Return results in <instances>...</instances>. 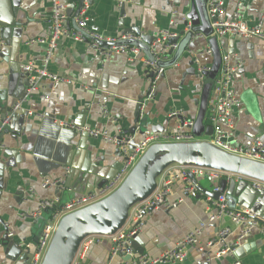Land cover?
I'll return each mask as SVG.
<instances>
[{
    "label": "crops",
    "instance_id": "0c3cea01",
    "mask_svg": "<svg viewBox=\"0 0 264 264\" xmlns=\"http://www.w3.org/2000/svg\"><path fill=\"white\" fill-rule=\"evenodd\" d=\"M61 2L68 16L67 28L73 32V15L80 0ZM239 2L247 23L255 25L264 8V0H225L224 19H229ZM200 3L209 25L207 0H200ZM89 6L87 30L101 38L118 39L121 34H130L133 30L155 38L168 25L170 4L166 0H91ZM176 6L179 12L187 15L193 31L203 33V22L195 1L178 0ZM121 9H124L123 16ZM14 12L12 15L6 7H0V24H18L6 35H0V123L14 104L24 98L26 75L20 67L31 59L42 60L44 55L43 47L26 43L46 37L50 32L49 0H19V7ZM177 42L178 50L168 53V64L153 86H150L148 71L140 60L128 63L123 55H116L104 63L102 55L86 43H75L68 38L58 42L47 70L66 78L69 83L53 85L44 80V97L25 98L22 110L15 112L0 135V264H28L30 250L25 245L32 248L43 228L41 220L32 217L40 202L58 200L64 205L75 197L96 191L103 176L115 174L122 162L115 153V144L65 129L63 125L105 129L110 135H124L135 126L140 106L150 89L152 98L144 101L145 106L141 109L147 123V135L152 133L151 127L162 134L175 131L182 121L196 119L198 106L195 100L199 99L202 90L189 52L204 51L208 41L181 33ZM217 43L222 57L234 54L241 61V68L232 82L240 104L232 111L231 138L250 147L255 137L264 141V42L255 38L226 37ZM141 57L146 55L142 52ZM201 62L211 66L212 58L202 56ZM84 86H90L94 91L83 90ZM211 98L212 95L204 126H209ZM101 106L106 108V113L102 112ZM28 111L44 113L47 117L28 116ZM161 128H164L163 132L159 131ZM138 131L133 136L137 143L143 138ZM167 169L180 170V167L170 165ZM161 175L156 178V187ZM44 181H62L64 184L44 188ZM207 181L214 187V180L207 178ZM234 181L236 191L240 185H251L246 180L234 178ZM197 182L209 191L199 179ZM182 188L179 181L171 186L168 201L182 199L176 208H160L144 219L139 237L143 255L150 259L172 249L200 222L207 220L206 196L199 193L197 198V192L195 196L186 195ZM238 202L235 209H245ZM225 225H229L225 219L209 224L199 239L203 252L190 248L181 264H232L234 260H240L242 264H264V236L258 229L252 231L234 255L216 258L221 244L214 240L217 231ZM259 226L264 227L263 221L260 220ZM6 230L11 234L7 240ZM240 232L241 228L235 227L227 242L235 241ZM110 249L109 238H103L90 247L80 264H123L124 258L111 257Z\"/></svg>",
    "mask_w": 264,
    "mask_h": 264
},
{
    "label": "built area",
    "instance_id": "2783aa9c",
    "mask_svg": "<svg viewBox=\"0 0 264 264\" xmlns=\"http://www.w3.org/2000/svg\"><path fill=\"white\" fill-rule=\"evenodd\" d=\"M170 4L169 19L167 28L161 30L155 37L154 41L149 47L150 59L141 57L142 51L133 45H117L121 40L127 38H135L140 41L138 37H119L118 39L101 38L87 30V23L90 20L89 15V2L87 0H80V11L73 21L75 31H70L67 28L68 16L65 13V6L61 0H49L50 12L48 22L50 24V32L46 37L35 38L28 40V46L39 45L44 48V55L42 60L31 59L22 64L20 70L26 75L27 87L25 89L24 98L16 102L12 111L19 112L22 110L25 98H31L35 95L40 98L44 97L43 81L48 80L53 85L68 84L66 78L52 74L47 70L50 63L52 54L56 49L58 42L62 38H68L75 43H86L90 48L97 50L103 58L104 63L116 55H123L128 63H134L140 60L149 74L150 86L156 84L164 72V64L168 61V53L178 50L179 44L170 43L171 39H178L181 33H189L193 37L209 40L215 38L219 41L222 38L232 37L238 39L255 38L264 42V8L259 16L258 22L250 26L245 18L242 3L236 5L235 10L230 15L229 19H224L225 15V0H207L206 13L209 21V33L203 34L194 32L192 25L188 22L187 15L179 12L176 4L178 0H166ZM79 3L77 5L79 6ZM77 10V9H76ZM182 31V32H181ZM181 32V33H180ZM1 34V33H0ZM101 42L111 44L104 48L100 45ZM0 41V52H1ZM191 54L192 63L194 65L197 79L200 83L201 90L203 88L205 73L210 70L211 66L203 65L201 62L202 56L212 58V51L210 47H206L204 51ZM241 68V61L237 55L225 54L222 57L220 70L212 82V98L208 109V123L212 128L211 137H197L194 132L195 120L182 121L180 126L172 132L150 133L145 135L133 149L130 144L134 139L132 136L127 135H110L105 129H91L87 127H75L63 125L67 129L75 130L79 133L87 134L94 139H101L105 142L113 143L116 145L119 136H121L120 145L118 147V155L122 158V162L115 172L114 176L100 189L87 193L85 195L75 197L64 205H60L58 200L55 202L42 201L38 204L35 211L32 212V217L39 219L49 210L54 209L50 213L49 222L43 227L42 232L38 238L37 243L30 248L26 244L25 248L30 250V259L28 264H41L44 255L50 245L52 237L56 231L60 219L77 209L93 204L114 192L125 180L138 160L144 155L148 148L154 144L161 143H192L199 141H207L213 147L233 156L240 158L250 159L256 162L264 163V141L260 137H255L250 147H244L237 141L231 138L233 130L232 124V111L240 104V100L234 92L232 82L234 76ZM83 90L94 91L90 86H84ZM152 98V89L144 101H149ZM142 102V107L145 102ZM102 112L106 113V108L102 107ZM140 109L139 119L142 120L144 115ZM28 116H36L43 118L44 113L26 112ZM177 115V113H172ZM10 116L5 117L0 123V135L10 124ZM139 126L137 125V128ZM139 129V128H138ZM178 166V165H176ZM180 167L177 169L165 170L156 189L145 200L137 203L131 210L125 226L112 236H89L86 237L80 244L77 253L74 257L72 264H80L84 259L90 247L98 243L103 238H109L111 243L110 255L121 256L124 258L123 264H181L185 261L190 248H195L199 252H203L204 248L199 245V239L209 224L227 220L229 225H225L217 231L215 242L221 244L220 250L216 253L215 257L220 258L224 255H234L236 251L241 248L245 243L247 237L254 229H258L260 234L264 236V227H260V218L255 212L250 209L236 210L231 208L228 204L226 191L222 193L217 199L206 196V213L207 220L200 222L192 231L179 240L172 249L162 252L158 257L150 259L145 255H137L129 247V242L135 234L141 232L143 222L146 216L150 215L155 210L160 208L171 209L176 208L182 199L178 198L176 201L169 202L168 196L171 192V186L179 181L181 182L183 192L186 195H194L197 190L188 178V173H191L196 179L208 178L214 180L215 185L212 193H217L220 188L217 184L220 180L237 179L246 180L251 183V188L256 191L264 192V182L252 180L250 178L235 175L231 173L221 172L208 168L201 167ZM177 170V171H176ZM60 182L44 181L42 187L49 185H60ZM241 228V232L235 241L227 242L228 236L233 232V229ZM11 236V234H8ZM210 242L208 246H211ZM232 264H242L240 260H234Z\"/></svg>",
    "mask_w": 264,
    "mask_h": 264
},
{
    "label": "water",
    "instance_id": "95a60500",
    "mask_svg": "<svg viewBox=\"0 0 264 264\" xmlns=\"http://www.w3.org/2000/svg\"><path fill=\"white\" fill-rule=\"evenodd\" d=\"M87 1L90 2L91 0ZM194 1L199 9L200 17L203 22L201 31L208 34L209 25L205 20L200 0ZM0 7H6V9L14 15L15 9L19 7V0H0ZM80 7L81 3H79V6L74 13V17L78 15ZM123 15L124 9H121V16ZM14 26H18V24L11 22L1 23L0 35H6ZM120 36H134L140 38V41L135 38H127L121 40L117 45H133L140 49L146 57L150 59L149 47L154 41V37L143 35L137 30L131 31L130 34L123 33ZM176 42L177 39L170 40V43ZM100 45L106 48L111 44L101 42ZM208 46L212 51V64L210 70L205 73V80L200 97L198 100H195V103L198 106V113L193 128L194 134L197 137L202 138H209L212 136V128L211 126H204V118L209 97L213 94L212 82L217 76L222 63V56L216 39L210 38L208 40ZM167 64H164V66ZM14 115L15 113L11 109L5 117L10 116V119L12 120ZM44 117L47 116L45 115ZM137 125L139 126V129L137 128ZM146 126L147 123L144 118L140 120L138 115L136 117L135 126L132 127L131 130L124 132V135L133 137L137 130H139V136L144 137L147 135ZM58 127L60 129H64L59 125ZM163 129L164 128H161L159 131L163 132ZM150 131L152 133L158 132L154 127H151ZM120 140L121 136H119L118 142L115 145L116 155H118ZM136 143V140L133 139L130 144V148L133 149ZM170 165L208 168L264 182V163L227 154L213 147L207 141L154 144L148 148L122 184L114 192L93 204L64 215L60 219L41 264H72L81 242L86 237L97 235L108 237L121 230L126 224L131 208H133L137 203L147 199L152 194V192L156 189V178L160 176ZM118 168L119 167L117 166V169ZM113 176L114 173L111 176H103L101 182L97 185V189L104 186ZM188 178L197 190L198 194L196 195L195 193V197L198 198L200 193L205 196H210L213 199H217L226 191L228 204L231 208H235L238 198L241 197L239 198V201L241 202L238 203L243 208L250 209L255 212L264 224V192L253 190L251 185L247 186L245 184L238 186L240 189L239 191H236L237 186L234 179L229 181L222 179L217 182L220 191L212 193L204 190L191 173H188ZM240 193L241 196L238 195ZM243 195L244 199L242 200ZM256 211H258V213ZM49 218V215L44 214L43 217L36 220H41L42 227H44L47 222H49ZM7 237L8 233L6 230V240ZM129 247L137 255L144 254V248L140 243L139 234H135L132 237L129 242Z\"/></svg>",
    "mask_w": 264,
    "mask_h": 264
},
{
    "label": "rangeland",
    "instance_id": "374dc122",
    "mask_svg": "<svg viewBox=\"0 0 264 264\" xmlns=\"http://www.w3.org/2000/svg\"><path fill=\"white\" fill-rule=\"evenodd\" d=\"M198 179L200 180L201 183L205 184V187H207L209 189V191H212L213 185L210 182L209 183L211 185L207 183L208 182L207 178L202 177V178H198Z\"/></svg>",
    "mask_w": 264,
    "mask_h": 264
},
{
    "label": "trees",
    "instance_id": "16d2710c",
    "mask_svg": "<svg viewBox=\"0 0 264 264\" xmlns=\"http://www.w3.org/2000/svg\"><path fill=\"white\" fill-rule=\"evenodd\" d=\"M76 3H77V2H75V4H76ZM53 210H54L53 208H52V209H49V210L46 212V214L50 216V213H51Z\"/></svg>",
    "mask_w": 264,
    "mask_h": 264
}]
</instances>
